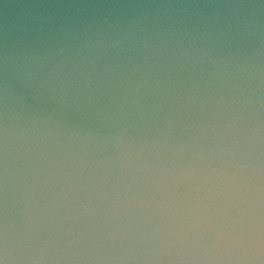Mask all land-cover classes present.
<instances>
[{
  "label": "water",
  "instance_id": "obj_1",
  "mask_svg": "<svg viewBox=\"0 0 264 264\" xmlns=\"http://www.w3.org/2000/svg\"><path fill=\"white\" fill-rule=\"evenodd\" d=\"M0 264H264V0H0Z\"/></svg>",
  "mask_w": 264,
  "mask_h": 264
}]
</instances>
